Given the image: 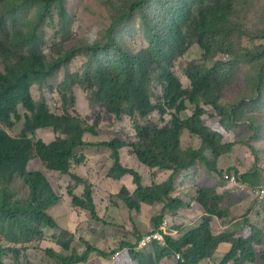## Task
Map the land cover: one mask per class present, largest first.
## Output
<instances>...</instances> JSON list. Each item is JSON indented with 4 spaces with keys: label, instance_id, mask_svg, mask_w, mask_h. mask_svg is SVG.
Wrapping results in <instances>:
<instances>
[{
    "label": "trees",
    "instance_id": "trees-1",
    "mask_svg": "<svg viewBox=\"0 0 264 264\" xmlns=\"http://www.w3.org/2000/svg\"><path fill=\"white\" fill-rule=\"evenodd\" d=\"M112 1L105 4L110 7V25L102 39L86 41L82 49H66L56 44V54L49 60L40 48L43 25L47 20L52 23L56 15L60 18L59 24L62 27L65 25V1L0 0L1 27L5 29L6 21L9 20L18 26L0 48V55L6 62L5 69H0V235L11 244L21 245L32 242L35 237L44 238L42 227L59 229V223L50 209L58 205L61 198L43 171L28 168L29 163L35 159L48 171L70 175L77 183L83 184L82 195L76 194L72 187L68 191L73 206L89 212L95 220H99L93 185L79 173L74 174L72 168L88 161L89 156L84 151L86 147H104L110 151L113 162L108 177L119 181L131 175L137 187L131 192L122 186L117 193L129 211L140 212L144 205H163L161 212L154 215L151 221L156 229L154 233L163 235L165 245L154 241L150 245L151 251L150 248L137 250L143 237H137L135 243L122 241L120 249L123 252L119 264H126V261L130 264H161L163 259L177 255L180 258L176 264H201L211 259L222 243L231 244V249L220 264H258L254 243L264 246V232L249 222L248 211L242 218V230L249 228L251 234L245 237L239 233L237 236L234 226L239 221L225 206V195L215 188L197 190L194 200L203 207L206 215L196 228L176 238L161 229L168 213L190 206L173 195L181 174L192 172L199 164L219 174L217 159L231 152L235 146L234 142L225 141V130L232 132L238 124L237 120L249 119L248 112L252 115L255 111H261V107L252 103L258 101L264 90V29L249 30L234 20L237 8L244 6L248 0ZM156 6L161 7L158 11L162 17L160 21L157 19L158 12H150ZM25 10H34L33 16L20 17V13ZM133 18L140 19L148 38L147 46L137 52L126 48L116 33ZM150 20L154 24L149 25ZM245 38L250 42L247 46L243 45ZM193 44L202 48L205 60L217 54L224 58L215 60L213 66L206 63L190 64L186 74L191 81V88H185L173 71V60ZM89 52L96 57H90L82 73H73L65 80L62 94L66 97L67 91L72 93L73 85L80 84L89 92L92 104L102 105L118 120L124 114L134 119L138 140L132 144L117 136L101 142L87 140V134H99L96 126L69 114L68 110L62 115L54 113L46 103L36 102L30 93L33 83L42 84L69 61ZM245 64L257 65L245 85L253 89V95L230 103L228 107L221 106L219 98L233 83L231 68ZM153 81L162 90L158 104L151 101L155 88H152ZM73 102L74 98L69 99L68 105ZM202 103L212 105L218 115L230 121L229 124L222 122L218 127L206 124ZM20 104L30 114L24 116L23 133L12 136L2 125L12 126L14 119L22 120L18 108ZM246 104L248 107L243 108ZM187 105L192 107L193 113L182 116L188 110ZM168 110L175 112L171 113L170 123L163 127L156 124L143 126L136 122L138 118H144L155 111L163 116ZM247 127L254 129L255 125L249 122ZM46 128L60 130L65 136L48 143L28 135L36 129ZM187 133L198 136L202 146L184 148L183 138ZM127 147L133 148L140 165L152 171L169 172V177L162 182L144 183L141 173L125 166L122 161V151ZM255 169L247 173L236 170L234 175H224L219 183L221 186L230 185L235 176L237 183L256 188L259 181ZM197 170L203 181H207L209 175L213 177L207 170ZM205 172L206 175L203 174ZM17 179L27 189V197L23 200L15 197L12 189ZM214 218L222 226L228 223L233 227L225 231L227 228L218 223L215 229L211 225ZM72 241V235L63 231L56 237L55 243L65 252H70ZM85 245L83 254L73 250L69 255H61L52 249L46 250V254L55 264H88L91 256L97 253L108 258L91 243L86 241ZM9 252L14 253V250L0 246V264H6L5 257ZM261 256L264 259V251Z\"/></svg>",
    "mask_w": 264,
    "mask_h": 264
},
{
    "label": "rangeland",
    "instance_id": "rangeland-1",
    "mask_svg": "<svg viewBox=\"0 0 264 264\" xmlns=\"http://www.w3.org/2000/svg\"><path fill=\"white\" fill-rule=\"evenodd\" d=\"M64 1L67 11L65 25L62 27L59 24L60 18L57 15L54 17L52 23L47 20L43 25V39L40 42V48L49 60L56 54L54 51L56 44H61L66 49L72 47L82 49L84 47L83 43L86 41L96 42L102 39L105 30L110 25V7L105 4L114 1ZM160 8V6H156L150 9V12H158ZM237 10V17L234 20L241 22L243 28L249 30L264 29V0H248L244 6L238 7ZM33 14L34 10H25L20 13V17L27 18L33 16ZM160 16L161 14L157 16L159 21L162 19ZM150 24H154V22L150 20ZM5 26L6 28L4 29L0 25V48L8 40L7 37L18 27L12 24L11 20L6 21ZM145 30L146 28L144 29L140 19L133 18L127 25L119 28L116 33L120 35L126 48L137 52L148 44ZM249 44L250 42L245 38L243 45L247 46ZM236 50L238 51V48ZM92 56L96 57V55H92L90 52L80 54L78 58L69 61L53 77H50L42 84L33 83L30 93L36 102L46 103L52 112L62 115L65 110H68L69 114L79 116L89 124L96 126V131L99 134L97 136L87 134V140L101 142L111 140L117 136L132 144L138 140L134 128V119L124 114L118 120L113 115H110L102 105L92 104L89 92L80 84L73 85L72 93L67 91L66 97L62 94V85L65 80L73 73H82L85 69V64ZM220 58L224 57L217 54L213 58L205 60L202 48L198 44H193L181 52L180 56L174 60L173 71L183 87L191 88V82L186 76V70L190 64L206 63L213 66L215 60ZM5 65L6 62L0 55V69L4 70ZM256 67L257 65L245 64L239 68H231L230 77L233 83L227 87L224 95L219 98L221 106L228 107L230 103L232 104L243 97L249 98L253 95V89L251 90L245 85L250 75L254 74ZM248 73L249 75L247 76ZM152 88H154L152 100L153 102H158L162 95L161 87L157 85L156 81H153ZM71 98H74V102L68 105V100ZM66 100L67 103L65 102ZM252 104L261 107V111H255L252 115L248 112L249 119L237 120L238 124L232 132L225 130V141L234 142L235 146L231 152L223 154L217 159L216 168L219 174L210 172L199 164L192 172L183 173L179 177V180L177 179V188L173 195L183 199L190 206L168 213L163 219L162 231L169 235L171 233L176 238V236L179 237L190 229L196 228L203 219L198 220L197 217L201 218L206 215L203 207L198 201L194 200L197 196V190L199 188H215L217 192L225 195V206L229 207L230 212L239 221V224L234 226L237 236H239V233L245 236L247 228L242 230L244 221L242 218L247 215L248 211L249 222L264 232V90L259 95L258 101ZM187 106L188 110L182 116L192 115V107ZM202 106L205 110L203 118L206 120V124H212L214 127H218L222 122L229 124L230 121L218 115V112L212 105L202 103ZM66 107L68 108L66 109ZM247 107L248 104L243 108ZM18 108L22 120L14 119L12 126L2 125L3 129L12 136H19L23 133L24 116L25 114H30L21 104ZM170 112L172 111L162 116L158 111H155L144 118H138L136 122L143 126L156 124L163 127L170 123L172 118ZM249 122L255 125L254 129H248L247 124L249 125ZM216 123L218 124L216 125ZM28 135L36 139H42L48 143L58 137L65 136L62 131L55 130L54 128L36 129L29 132ZM183 142L184 148H199L202 146L201 139L191 133H187L184 136ZM84 151L89 156L88 161L82 166L75 165L72 168V172L84 176L93 185V197L98 204V207L97 205L96 207L99 220H95L89 212L73 206L72 198L69 196L68 191L72 187L76 194L82 195L84 192L83 184L77 183L70 175L48 171L38 159L32 160L28 168L30 170L43 171L61 198L59 204L50 209L52 216L59 223V229L42 227L44 238L35 237L32 242L21 245L11 244L7 242L3 235H0V246L5 249L14 250V253H7L5 257L6 264H55L53 259L46 254V250L52 249L61 255H69L73 250L83 254L86 249V241L98 248L99 252L108 255V258H103L99 253L93 254L88 264H119L120 257L117 258L116 256L119 252H123L120 249L122 241L131 243L134 241L135 243L136 238L139 236L144 238L157 234L154 233L156 229L151 218L161 212L163 205H144L140 212L129 211L124 202L117 196V193L122 186H126L131 192H134L137 187L133 183V177L128 175L119 181L111 180L108 177L107 173L113 163L108 149L88 146ZM207 155L212 157L210 152H207ZM122 158L125 166L137 169L141 173L143 181L146 184L151 183V181L162 182L169 177V172L152 171V169L140 165L132 147H127L122 151ZM254 167H256L255 170L258 174L259 186L256 187L258 188V192L250 193L247 190H242L238 185L221 186L219 183L220 179L226 174L234 175L236 174V170L240 173H247ZM197 168L203 171L207 170L213 177L209 175L208 180L203 181L199 177ZM203 174L206 175L207 173ZM183 182L190 184L181 190ZM12 189L15 197L18 196L21 200L27 197V189L20 180L17 179L14 182ZM194 212H199V216L196 217ZM212 221L211 225L217 229L218 220L213 219ZM178 227H183L184 232L177 230L173 232ZM63 231H68L73 237L70 252H65L55 243L56 237ZM249 231L251 230L249 229ZM254 247L258 255L257 263L264 264V259L261 256L264 246L254 243ZM149 248L150 246H147L145 249ZM151 250L150 248L149 251ZM228 251V248L225 250L218 248L212 255V258L202 264H220ZM176 263L177 258L173 257L163 259L161 264Z\"/></svg>",
    "mask_w": 264,
    "mask_h": 264
},
{
    "label": "clouds",
    "instance_id": "clouds-1",
    "mask_svg": "<svg viewBox=\"0 0 264 264\" xmlns=\"http://www.w3.org/2000/svg\"><path fill=\"white\" fill-rule=\"evenodd\" d=\"M180 54L181 53H179V54H177L176 55V57L174 58V60L177 58V57H179L180 56ZM174 60H173V62H174ZM186 76H187V74H186ZM188 78V77H187ZM179 79V78H178ZM189 79V78H188ZM190 80V79H189ZM191 82V81H190ZM151 101H152V103H154V104H158L159 102H160V99H159V101L158 102H153V100H152V97H151ZM169 111H172V112H170V113H173V112H175V111H173V110H168V112ZM200 177V176H199ZM232 178H235V181H232V179H231V182H230V185H238V186H240V188L242 189V190H245V189H243L242 187V185H244L245 187H247V191L248 192H250V193H254V192H252V190H254V189H257V188H251V187H249L248 185H245V184H240L239 185V183H237V181H236V177L235 176H233ZM237 221V220H236ZM198 226V225H197ZM228 230V229H227ZM251 230V229H250ZM173 232H176V229H174V231ZM160 234V233H159ZM251 234V231H249V228H247V230H246V232H245V237H248L249 235ZM162 237H163V235H162ZM143 239V238H142ZM141 239V240H142ZM140 240V241H141ZM163 240H164V237H163ZM155 241H159V240H155ZM154 242V241H153ZM152 242V243H153ZM159 242H161V241H159ZM151 243V244H152ZM162 243V242H161ZM139 244H140V242H139ZM139 244H138V247H139ZM162 245H165V240H164V243H162ZM150 246V245H149ZM138 247H137V250H138ZM143 249H145V248H143ZM143 249H141V250H143ZM120 251V250H119ZM228 253V252H227ZM122 255V254H121ZM120 258H121V256H120ZM175 258H177V261L179 260V258H180V255H177ZM126 264H130V263H128L127 261H126Z\"/></svg>",
    "mask_w": 264,
    "mask_h": 264
},
{
    "label": "built area",
    "instance_id": "built-area-1",
    "mask_svg": "<svg viewBox=\"0 0 264 264\" xmlns=\"http://www.w3.org/2000/svg\"><path fill=\"white\" fill-rule=\"evenodd\" d=\"M232 181H235V178H232ZM243 189H247V187H245L244 185H242ZM258 189V188H257ZM257 189H254L252 190V192H258ZM161 234L157 233L155 235H149L147 237H144L141 241H140V244H139V247H138V250H141L143 248H146L147 246L151 245V243L155 240H159L161 241L162 243H164V240H163V237L162 236H159ZM122 252H119V254H117V258H119L121 256Z\"/></svg>",
    "mask_w": 264,
    "mask_h": 264
},
{
    "label": "crops",
    "instance_id": "crops-1",
    "mask_svg": "<svg viewBox=\"0 0 264 264\" xmlns=\"http://www.w3.org/2000/svg\"><path fill=\"white\" fill-rule=\"evenodd\" d=\"M190 183H184L183 182V184H182V186H181V190H183L185 187H187L188 185H189ZM257 212V211H256ZM194 215H196V217L197 216H199V212H194ZM248 217V216H247ZM203 217H201V218H198L197 217V219L199 220V219H202ZM214 219H216V218H214ZM218 220V219H217ZM213 222V221H212ZM199 223V222H198ZM200 224V223H199ZM198 224V225H199ZM219 225L221 226V227H223V228H227V229H229L230 228V226H232L233 227V225H229L228 223H226V224H224V226H222L221 225V223H219ZM227 229H224V230H227ZM177 231H182V232H184V229H183V227H178L177 229H176ZM183 235V234H182ZM219 249H226V248H228V250L230 251V249H231V244H228V243H222L219 247H218ZM228 251V252H229ZM210 260V259H209ZM202 263H204V262H202ZM201 263V264H202Z\"/></svg>",
    "mask_w": 264,
    "mask_h": 264
}]
</instances>
